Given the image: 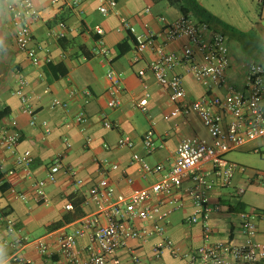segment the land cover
Returning <instances> with one entry per match:
<instances>
[{
  "label": "crops",
  "instance_id": "0c3cea01",
  "mask_svg": "<svg viewBox=\"0 0 264 264\" xmlns=\"http://www.w3.org/2000/svg\"><path fill=\"white\" fill-rule=\"evenodd\" d=\"M19 1L0 0V110L7 108L8 112L0 119V138L13 129L21 134L15 154L0 144V240L13 241L18 236L28 238L29 243L20 254L36 264H44L35 240L43 238L56 250L61 232H72L81 219L96 213L91 190L104 170H107L116 197L146 190L148 197L144 204L154 205L167 198L150 188L163 173L142 176L140 164L132 159L133 155H139L152 166L161 164L168 169L179 143L194 137L211 142V137L198 113L180 111L147 69L148 62L155 57L154 50L146 49L136 60L133 38L122 27V21L127 20L139 32L147 29L160 32L163 22L159 17L173 21L181 15L178 9L165 1L116 0V12L103 15L98 10L100 0H80L77 7L67 6L62 1L31 0L38 17L31 20L30 31L33 42L42 47L38 53L39 65L35 66L15 40L13 13L8 6ZM198 1L235 30L253 32L262 41L244 46L225 34L231 61L227 82L236 89H243L246 62L249 59L264 62V5L260 8L259 0ZM59 22L66 25L62 39L48 35L50 29L59 28ZM98 39L109 49L110 63L94 53L99 46ZM124 42L123 48L129 46L128 51L119 55L118 45ZM185 44L187 39L183 37L166 45V49L180 53ZM109 68L121 77L120 103L113 108L107 104L110 82L106 72ZM141 69L143 75L138 74ZM173 72L182 75L187 100L204 94V87L194 79L188 63L179 64ZM21 79L26 81L21 88L26 101L17 94ZM215 92L223 96L225 88ZM138 101L143 102L146 110L136 106ZM81 114L84 121L77 119ZM230 120L231 116H227L226 121ZM105 121L112 127H106ZM147 132L152 134L156 144L152 152H147L143 144ZM122 136H129L133 146H119ZM252 150L264 153V138L247 141L224 155L234 165L229 183L216 173L209 159L197 168L198 173L213 183L207 193V203L213 210L209 219L211 242H240L241 212L264 211V165L250 166L242 161L244 152ZM26 152L32 157L31 163L18 164L16 156ZM56 158L75 171L76 177L82 180L80 185L65 168H55ZM113 164L117 165L116 169L110 168ZM49 173H54L55 181L45 185V196L40 198L35 192V182ZM193 187L192 176L185 177L173 193L175 209L166 223V234L180 253L204 242L202 224L187 222L195 212ZM239 189H243L241 194L237 193ZM74 193L84 198L81 205L84 215L56 229H48L72 210L67 211L65 205L69 202L67 197ZM20 194L25 197L21 198ZM238 203L243 205L241 211L230 210V206ZM5 216L15 221L16 233L7 230ZM105 220L102 218L103 222ZM255 238L264 242V218L257 220ZM88 240L87 233L78 237L79 247L86 246ZM162 240L158 235L143 243L129 240L107 264H138L135 258L141 264H157L153 247ZM11 252L9 245L1 249L0 264H11ZM162 259L165 264H182L181 258L172 255L168 248L163 249Z\"/></svg>",
  "mask_w": 264,
  "mask_h": 264
},
{
  "label": "built area",
  "instance_id": "2783aa9c",
  "mask_svg": "<svg viewBox=\"0 0 264 264\" xmlns=\"http://www.w3.org/2000/svg\"><path fill=\"white\" fill-rule=\"evenodd\" d=\"M60 1L70 7H77L80 3V0H52L53 3ZM8 7L13 13L15 40L18 47L26 53L33 65H39L38 53L42 47L33 42L30 31V22L37 19L38 12L31 0H21ZM116 9V0H100L98 10L103 15L115 13ZM159 19L163 22L160 32L151 29L139 32L127 20L122 21V27L133 37L136 60L146 49L154 50L155 57L148 62L147 69L152 71L156 82L167 91L170 100L178 105L180 111L198 113L211 137V142L195 137L182 141L176 147L175 159L168 169L161 164L152 166L139 155H133L132 159L140 164L142 176L163 173L162 178L150 188L154 193L163 194L167 198L161 199L154 205L144 204L148 197L146 190L134 192L129 196L121 194L116 197L107 170H104L91 190V197L97 207L96 213L81 219L72 232H61L57 237L56 250L52 249L43 238L35 240L37 251L45 259L44 264H107L108 259L118 249L126 246L129 240L143 243L153 235L161 236L163 239L153 247L157 264H165L162 259L164 248H168L172 255H178L182 264H264V242L255 238L257 220L264 218V211L241 212L240 242H211L209 219L213 210L207 203V193L213 187V183L209 182L204 174L197 172L199 165L209 159L216 167V173L223 176L225 183H229L233 176L234 165L229 163L224 155L247 141L264 138V62L249 59L245 64L244 88L236 89L227 82L231 61L229 40L225 34L198 22L191 15H180L170 22L166 21L164 16H160ZM58 27L57 30L50 29L48 35L58 39L64 38L65 23L59 22ZM159 37L160 42H158ZM183 37L187 39V44L182 47L180 53L166 49V45ZM97 41L99 46L94 53L103 56L110 63L112 58L109 56V49L104 46L102 39ZM184 62L189 64V71L194 79L205 89L202 96L191 101L186 99L182 75L173 72L176 66ZM138 74L143 75L144 70L141 69ZM106 77L110 82L107 104L112 108L117 107L120 103L118 91L121 88V77L113 68L107 70ZM25 84L26 81L21 79L20 89L17 90L23 101L27 100L21 91ZM221 88H225L223 96L215 92ZM70 93L72 94L73 91ZM86 94L90 96L89 91ZM55 103L59 104L60 101ZM136 106L146 110L141 101H138ZM227 116H231L230 121H226ZM77 119L84 121V115H79ZM104 125L112 127L109 121H105ZM20 137V132L13 129L2 135L0 144L15 154ZM118 144L132 147L133 140L129 136H122ZM143 144L147 152H152L156 148L150 132L145 134ZM16 161L27 166L31 163L32 157L26 152L18 154ZM54 166L58 169L65 168L76 184L82 183V180L76 177L75 171L66 166L60 158L54 160ZM110 168L116 169L117 165L113 164ZM189 175L194 182L195 212L187 222L202 224L204 242L194 249L180 253L166 234V223L175 209L173 193ZM54 181V173L36 180L34 188L37 196L44 197L45 185ZM242 191L243 189H239L237 193L241 194ZM20 197L25 196L20 194ZM65 209L67 211L72 209L70 202L66 203ZM4 218L7 230L16 233L18 229L15 221L6 216ZM102 218L106 219L105 222ZM85 233L88 234V243L84 247H79L78 237ZM28 243L29 239L21 236L13 241L0 240V251L4 246L9 245L12 249L11 264H36L20 254L21 249ZM135 261L141 264L138 258H135Z\"/></svg>",
  "mask_w": 264,
  "mask_h": 264
},
{
  "label": "trees",
  "instance_id": "16d2710c",
  "mask_svg": "<svg viewBox=\"0 0 264 264\" xmlns=\"http://www.w3.org/2000/svg\"><path fill=\"white\" fill-rule=\"evenodd\" d=\"M167 2L170 6L175 7L181 13V15H191L198 22L207 24L211 29L215 31H220L229 37L240 42L242 45H247L250 42L257 43L259 41L258 38L255 37V33H242L240 31L235 30L233 27L222 21L219 17L214 15L210 10L205 8L198 0H151L152 3H160ZM264 5V0H259L260 8ZM133 38V37H132ZM124 43H120L118 45L119 55H123L128 51L129 46L123 48ZM8 114L7 108L0 110V119ZM1 179V173H0ZM2 187V186H1ZM67 199L72 205V210L64 215L62 220L54 222L48 227V229H56L62 226L64 223H69L74 221L75 219L82 217L84 215V211L82 210V203L84 198L79 196L78 194H70ZM243 209V205L238 203L234 206H230V210H238L241 211Z\"/></svg>",
  "mask_w": 264,
  "mask_h": 264
},
{
  "label": "rangeland",
  "instance_id": "374dc122",
  "mask_svg": "<svg viewBox=\"0 0 264 264\" xmlns=\"http://www.w3.org/2000/svg\"><path fill=\"white\" fill-rule=\"evenodd\" d=\"M242 161L250 166L264 165V153L246 151L243 154Z\"/></svg>",
  "mask_w": 264,
  "mask_h": 264
}]
</instances>
